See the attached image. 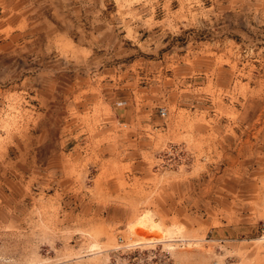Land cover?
Returning <instances> with one entry per match:
<instances>
[{"label":"rangeland","instance_id":"rangeland-1","mask_svg":"<svg viewBox=\"0 0 264 264\" xmlns=\"http://www.w3.org/2000/svg\"><path fill=\"white\" fill-rule=\"evenodd\" d=\"M62 3L0 82V264H264V0Z\"/></svg>","mask_w":264,"mask_h":264},{"label":"crops","instance_id":"crops-1","mask_svg":"<svg viewBox=\"0 0 264 264\" xmlns=\"http://www.w3.org/2000/svg\"><path fill=\"white\" fill-rule=\"evenodd\" d=\"M62 1L0 0V82L18 81V36L48 33L49 27L57 25L55 11H61ZM38 74L29 77L36 80ZM16 147L18 158V142ZM6 154L4 144L1 156Z\"/></svg>","mask_w":264,"mask_h":264},{"label":"built area","instance_id":"built-area-1","mask_svg":"<svg viewBox=\"0 0 264 264\" xmlns=\"http://www.w3.org/2000/svg\"><path fill=\"white\" fill-rule=\"evenodd\" d=\"M160 114L163 115V111H160Z\"/></svg>","mask_w":264,"mask_h":264}]
</instances>
